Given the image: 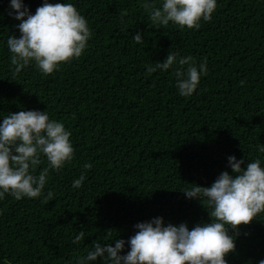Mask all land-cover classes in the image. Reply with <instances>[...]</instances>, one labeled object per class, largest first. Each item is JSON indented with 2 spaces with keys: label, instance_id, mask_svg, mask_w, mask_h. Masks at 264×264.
<instances>
[{
  "label": "trees",
  "instance_id": "obj_1",
  "mask_svg": "<svg viewBox=\"0 0 264 264\" xmlns=\"http://www.w3.org/2000/svg\"><path fill=\"white\" fill-rule=\"evenodd\" d=\"M23 2L34 13L43 0ZM59 2L85 17L87 49L51 74L33 63L13 75L6 40L20 35L19 21L9 15L10 0H0V117L47 110L71 131L75 149L71 163L49 169L43 192L51 190V200L0 199V264H75L93 241H127L136 223L153 217L189 228L209 222L203 204L180 190L231 174L229 155L264 159L256 151L264 144V0H217L199 29L154 26L140 0ZM170 50L207 60L191 96L178 95L171 69L146 71ZM82 171L86 179L74 188ZM239 228L228 264H257L264 214Z\"/></svg>",
  "mask_w": 264,
  "mask_h": 264
},
{
  "label": "clouds",
  "instance_id": "obj_2",
  "mask_svg": "<svg viewBox=\"0 0 264 264\" xmlns=\"http://www.w3.org/2000/svg\"><path fill=\"white\" fill-rule=\"evenodd\" d=\"M154 26L170 23L180 29H199L209 21L217 0H140ZM9 15L19 21L20 35L10 34L6 47L13 65V75L35 64L43 74H51L61 64L81 57L88 47L91 30L85 17L70 2L43 0L31 12L23 0H10ZM137 43L142 34L133 35ZM171 69L178 95L191 96L201 77L207 74V60L197 63L192 55L169 51L163 62L146 66L147 73ZM72 133L62 121L50 118L47 110H20L0 117V199L10 195L16 200L44 197L49 169L59 171L74 159ZM256 151L264 154V144ZM229 171H222L210 186L190 184L182 191L186 198L196 199L207 209L209 222L166 223L153 217L134 225L135 233L127 241H93L92 247L76 257L75 264H228L226 257L236 250V236L241 225H249L264 214V159L227 157ZM47 162L39 172V165ZM92 164L85 162L86 171ZM86 176L72 181L79 188ZM231 233V234H230ZM85 237L79 231L72 239L78 245ZM125 249H127L125 251ZM264 264V259L257 261Z\"/></svg>",
  "mask_w": 264,
  "mask_h": 264
}]
</instances>
